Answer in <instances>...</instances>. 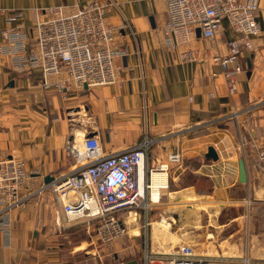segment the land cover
Segmentation results:
<instances>
[{"label":"crops","instance_id":"1","mask_svg":"<svg viewBox=\"0 0 264 264\" xmlns=\"http://www.w3.org/2000/svg\"><path fill=\"white\" fill-rule=\"evenodd\" d=\"M91 1L0 0V29L20 22L31 36L36 16L43 19L53 15L44 8L65 5L68 13L76 4ZM114 1L118 7L108 13L107 22L121 26L126 19L135 36L125 27L116 32L114 46L127 52L115 59L119 69L113 84L85 87L63 98L41 87L36 70H18L9 55L0 53V152L24 160L26 189L32 191L47 183V176L56 179L78 165L67 146L75 143L80 147L88 134L98 137L103 153L149 139L144 177L152 181L158 174L163 181L153 188L159 192V200L147 202L157 203L162 198L168 208L171 205L174 209L172 220H179L195 204L184 196L187 193L196 199L207 197L211 190L213 198L223 199L227 185L239 187L240 158L248 183L258 177L253 158L254 144L264 135V0H259L257 15L261 32L253 40L254 48L240 57L243 70L237 74L234 93L228 92L221 66L212 59L227 54L226 43L235 36L226 20L211 38L195 31L188 43L195 60L188 61L179 55L184 47L169 48L163 41L160 29L167 18L165 0ZM19 11L22 14L16 18ZM236 128L239 145L234 141ZM209 147L215 158L206 155ZM170 152L178 153L180 160L168 162L164 171L158 170ZM202 178L211 189L200 187ZM148 206L141 220L146 217L149 224L146 229L142 223L137 226L134 236L147 231L146 242L151 240L154 253L166 248L171 251L164 244L189 243L187 233L171 230L175 222L170 219L172 237L164 235L163 243L159 237L153 238ZM60 207L47 189L12 208L10 242L0 229V264H59L68 261L74 249H83L86 241L94 242L84 238L77 246L70 240L59 246L57 240L64 231L55 230L54 220L62 217ZM74 227L76 224L67 225L64 230ZM82 261L75 259L68 264H84Z\"/></svg>","mask_w":264,"mask_h":264},{"label":"built area","instance_id":"2","mask_svg":"<svg viewBox=\"0 0 264 264\" xmlns=\"http://www.w3.org/2000/svg\"><path fill=\"white\" fill-rule=\"evenodd\" d=\"M167 18L160 31L169 48L184 47L179 53L183 60H195L188 43L197 28L203 38L213 37L226 20L235 36L227 41L228 52L212 57L222 69L229 93L237 91V74L243 70L240 57L254 48V38L261 32L257 19L259 0H165ZM118 5L114 0H92L76 5L66 13L63 6L48 8L51 17L32 24V35L23 30L21 23L0 29V53L9 55L18 70H36L44 90H54L65 98L69 93L113 84L118 80L116 57L126 49L114 46L116 32L127 28L107 22V15ZM22 12H16L20 17ZM11 18H7L10 22ZM146 139L121 150L103 153L95 135H86L80 142L67 146L78 161L71 170L42 184L36 190L26 189L28 173L24 160L13 154L0 152V229L10 242V216L12 208L24 205L35 193L50 190L61 206L62 217L55 218V230L63 231L67 225L80 224L87 233L92 229L97 240L109 243L128 232L127 220L133 212L148 207L155 186L144 177L147 146ZM253 167L264 175V137L259 142ZM180 160L179 154L170 152L167 162L158 170H166L168 162ZM67 223H63V220ZM145 226L149 224L144 218ZM146 262L151 264H216L214 257L199 254L189 243H181L170 252L149 251Z\"/></svg>","mask_w":264,"mask_h":264},{"label":"rangeland","instance_id":"3","mask_svg":"<svg viewBox=\"0 0 264 264\" xmlns=\"http://www.w3.org/2000/svg\"><path fill=\"white\" fill-rule=\"evenodd\" d=\"M59 6L66 8L65 5L48 8ZM48 8H44V10L52 13ZM51 16L49 15L46 18ZM131 28L135 36L132 25ZM236 121L238 122V120ZM235 124L237 123L235 122ZM262 137L259 138V142ZM234 141L238 145L241 143L238 128L234 131ZM254 146L255 151H257L259 143L257 142ZM239 148L241 149L240 146ZM255 155L256 153L254 157ZM257 175L258 177L254 180L252 179L250 184L248 181L241 183L239 187H229L228 185L227 187L224 184L226 186L224 190L228 191V193H226L227 195L223 199L213 198L214 194L209 190L210 184L202 178L200 187L206 190L208 188L210 192L207 197L202 195L193 199L195 204L204 207V210L200 209L197 224L186 223L185 215L182 217L183 219L172 220V211L174 209L172 210L173 207L171 205L168 208V205L162 201V198L157 203L148 201L150 213L149 215L147 214V217H149L150 221L160 220L162 217H168V219L174 221L175 224L172 225L171 230L174 233L175 231L187 233V242L194 245L195 250L199 254L207 252L205 254H208L207 256H216L214 257L217 260L216 264H264V194H257L258 188L264 187V175L259 172H257ZM188 195L189 193L184 196L188 197ZM144 212V209L138 211L141 215L136 216V226H139L141 223L145 225V219L141 220ZM178 227H180L179 230ZM143 228L146 229L145 226ZM63 231L62 234L64 233V235H61L60 239L57 240L61 247L67 245L68 240L75 245L80 243V240L85 241V239H93L94 242L91 243L89 240L86 243V241L83 249H74V255L69 260L67 259L68 261L60 262L59 264L72 263L75 259L83 260L84 264H151L150 262H146L145 259V253L152 251L150 248L151 240L146 242L147 231L145 232V230H141L142 233L140 232L137 236L132 235V233L129 234L128 231L120 238L109 243L99 242L92 229L87 233L80 224H77L76 227L70 230ZM93 235L94 237L92 238L91 236ZM159 241L163 243V237H159ZM164 245H168L171 251L176 247L174 243ZM216 245L219 246L217 247L218 249ZM168 249L166 248L164 252H170ZM152 264H157V262Z\"/></svg>","mask_w":264,"mask_h":264},{"label":"bare ground","instance_id":"4","mask_svg":"<svg viewBox=\"0 0 264 264\" xmlns=\"http://www.w3.org/2000/svg\"><path fill=\"white\" fill-rule=\"evenodd\" d=\"M162 173V172H161ZM153 183L154 185H158L160 183H162V179L160 177V175L158 174H154L153 175ZM167 181V180H166ZM159 186V185H158ZM163 187V186H162ZM165 187V186H164ZM157 188V187H156ZM258 193L257 194H262V192H264V187L262 188H259V190L257 191ZM169 195V194H168ZM196 196H188L187 198L188 199H194ZM152 200L153 201H158L159 200V192L155 189L153 190L152 192ZM213 206V205H212ZM185 207V206H184ZM187 207V206H186ZM188 211L187 213L185 214V222H189V223H193V224H197V221H198V216L200 215V209H203L204 210V207L198 205V204H192L190 205L188 208ZM206 209V208H205ZM208 209V208H207ZM173 210V209H172ZM183 217V216H182ZM168 218H165V217H162L160 220H157V221H153L152 222V231L150 232L152 234V237L155 238V237H163L164 239V235L165 236H170L172 237V235H170V221L167 220ZM135 218H134V214L131 213V216L128 218L127 220V225H128V231H129V234L132 233L133 235H135L138 231L137 229V226L135 224ZM185 226V225H184ZM183 234V233H182ZM183 238V237H182ZM188 238V237H186ZM191 238V236H190ZM176 240V239H174ZM185 240V239H184ZM190 240V239H188ZM177 241V240H176ZM187 241V240H186ZM248 261V260H247Z\"/></svg>","mask_w":264,"mask_h":264},{"label":"water","instance_id":"5","mask_svg":"<svg viewBox=\"0 0 264 264\" xmlns=\"http://www.w3.org/2000/svg\"><path fill=\"white\" fill-rule=\"evenodd\" d=\"M199 33H200V29L197 28V29H196V34H199ZM206 155H207V156H211V157H213V158L216 157V154H215L214 150H213L211 147L208 148V151H207ZM238 169H239V178H238L239 181L242 182V183L247 182L246 167H245V164H244V161H243L242 158H240V160H239V167H238ZM49 179H50L49 176H47V177L45 178V181L48 182ZM50 180H51V179H50Z\"/></svg>","mask_w":264,"mask_h":264}]
</instances>
